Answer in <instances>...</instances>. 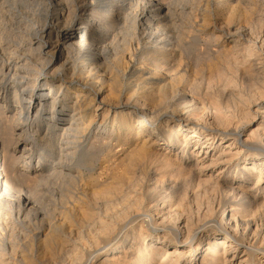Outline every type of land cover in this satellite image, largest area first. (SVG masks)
Returning <instances> with one entry per match:
<instances>
[{
    "label": "bare ground",
    "instance_id": "6f19581e",
    "mask_svg": "<svg viewBox=\"0 0 264 264\" xmlns=\"http://www.w3.org/2000/svg\"><path fill=\"white\" fill-rule=\"evenodd\" d=\"M154 1L0 0V209L11 224L20 216L40 221L32 230L23 225L31 240L27 247L13 240L12 231L2 234L0 264H264V246L240 247L247 239L264 243V116L247 120L251 107L217 106L204 119L175 84L183 75L178 66L188 28L176 25L172 33V23H166L169 3ZM240 31L227 36L249 53L251 40ZM215 34L218 49L223 38ZM146 94L150 103L143 100ZM258 108H264V100L252 111ZM130 133L134 160L170 163L196 186L222 190L219 202L230 211L219 221L210 219L219 231L206 233L198 226L191 231L190 220L180 215L181 202L166 191L169 180L161 183L155 175L146 191L166 197L159 216H126L120 210L102 218L104 185L91 177L100 163L95 147ZM24 183L36 188L53 183V202L37 207L36 188ZM84 201L85 217L76 223L67 219ZM132 222H144L145 232ZM135 238L140 241L134 249ZM200 239L204 252L196 262L191 252Z\"/></svg>",
    "mask_w": 264,
    "mask_h": 264
},
{
    "label": "rangeland",
    "instance_id": "374dc122",
    "mask_svg": "<svg viewBox=\"0 0 264 264\" xmlns=\"http://www.w3.org/2000/svg\"><path fill=\"white\" fill-rule=\"evenodd\" d=\"M144 1L151 2L152 0H144ZM156 1L157 2L164 1L163 2L164 4L169 3L167 5H169L168 6L169 8L171 7L170 10L172 12L169 13V16L166 19V23L168 24L169 22L170 25L172 23L171 27L172 26L173 27L171 28L169 26V28L172 30V33L173 31L175 33L177 29L180 27V25L187 26L188 28L186 31V42L188 44L185 45L184 47V51L182 52V55H181L182 60H180L179 62L180 64L178 66L179 67L178 71L183 75L179 78L178 81H176L175 84L181 92H185L187 95L190 96V98L193 100V103L196 102V108L197 110L201 112L200 114L204 117V119H208V118L210 119L211 112L213 111L214 113L216 111L215 108L217 106L221 108H225L226 110L228 109L230 111H236V109L239 107L247 111L248 108L251 107L250 108L251 113L249 115L250 118L248 117L249 119L247 120H251V118H254V116L256 118L261 117L262 115L264 116V112H263L264 108H258L259 110L257 113H254L252 111L255 108L256 103L258 102L261 103V101L264 100V0H182L181 2H178L176 0H156ZM153 3H155L154 0H153ZM170 14L172 16H170ZM175 26L177 27V29ZM213 26L219 27L221 28V30L219 28H212ZM235 29L241 30L240 32L244 34V37L248 43L251 40L252 44H250L251 43L250 42L248 45L250 48V49L248 48L250 55L247 50L243 51L241 49L244 47L243 45L240 46V44H237L238 42L235 41L236 42L235 43L233 39L228 38L227 36L228 33L231 31L233 32V30ZM215 33L220 34L221 38H223V41L221 42L222 45L218 49L217 47H214L212 43L214 40L213 36ZM168 34H171V32H169ZM229 44L230 46H232L231 49L233 50L231 49L229 50L227 48L229 47ZM244 45L246 46V42L244 43ZM194 49H196V51ZM214 50L215 51L217 50L216 53ZM239 50L242 52L239 53L240 52ZM224 51L226 54L224 53ZM245 52L247 54H245ZM232 56H236V57H232ZM236 58L237 60H235ZM214 68L215 69L221 68V69L215 70ZM113 74L115 75V72H111L110 77L114 76ZM47 80L49 79H46V81ZM115 80H116V83H115V86H116L118 83V78H115ZM231 81L234 83H232ZM106 82L107 81H105L104 85L102 86L104 89L108 88V83ZM188 97L184 100L185 103H188L189 101ZM209 99H210V102H209ZM143 100L147 103H150L151 102L150 95L148 94L144 95ZM250 100L251 102L247 103ZM234 119L237 120V117ZM108 125H109L108 123L105 125V133L110 129V125L109 126ZM132 137H133V134L130 133V135H127L125 137L122 136L121 139H119V141L117 142L112 140L110 141L111 144L103 143L104 145L102 144L100 146L95 147V154H97L96 157L98 158V161L100 163H98L95 166V169L92 172L91 177L97 181L99 180L98 182L101 185L100 187L104 185L102 187L103 189L101 188L102 193L104 195V198L101 200L102 201L101 202L102 203L101 204L102 218L106 219L107 216L111 217L113 213H117L118 211L120 212V210L121 212L126 210L124 211L126 216L135 215L136 212H137L136 214L138 213L143 214V215L151 214L152 216L154 215L159 216L160 212L158 211L160 210L161 206L166 205V203L168 202L166 197H163L164 198L163 199V198H158L156 196H148L147 191H146L149 188V183L153 182V178H154L153 175H155V177L157 178L160 177L159 180H161V183L162 181L166 183L169 180V182L172 184V185L169 184V182L167 183L168 185L166 186V189H167L166 191L167 192L169 191L170 193L172 192L173 199L176 198L175 200H178L179 202H181L180 215L190 220L191 231L195 230L197 226L198 228L200 227V229H203L206 233L219 231L218 226L215 223H212L210 219L219 221L220 217L222 216L225 217L226 213L230 211L229 207L227 206L223 207L222 204H220L219 202L220 195L221 196L223 195L222 190H219L221 192L220 193L219 191H212V189L209 186H205V185L196 186V184L194 183L195 180L193 178H191L190 176L177 174L176 169L174 168V165L170 163H164L163 161L154 162L147 158L144 159V162H142V159H141L140 160L141 163L138 160H134L133 159L134 155L132 154L135 149L132 150L133 143H134V138ZM121 140H123L124 144L120 146L118 144L120 143ZM179 141L181 143L182 139L179 138ZM189 145H191V143H189ZM180 146L181 145H178L177 151H179ZM154 148H157V146L153 145L152 149ZM128 155L130 156L129 158L131 159L128 158ZM127 163L130 165H127ZM149 163L151 165L148 166ZM157 166L160 169L162 167L163 168L160 170ZM124 170H125V173H124ZM146 171L148 173H146ZM216 171L217 170H215L213 173H216ZM162 172L164 173L162 174ZM170 173H171V176H170ZM220 176L226 179H230L229 173L226 175L222 173ZM170 177H173L172 180H174V182H172ZM254 180L255 179H251L250 183H253ZM157 183L160 184L159 181ZM25 184L26 183H24L23 185L31 187L33 189L36 188V187H33L32 185H29L28 183H27L28 185H25ZM110 184H113V187ZM51 186H53V183L48 184V185L47 184L41 185L38 188H36L35 190L36 193L34 196H36L35 205L37 207L39 208L43 207V205L47 204L46 203L47 200H49L50 202H53V197L52 198L50 197L51 193L53 192V187ZM198 188H200V190ZM121 190L123 191V193ZM119 191L121 192L119 193ZM106 194H108L109 197ZM115 197L116 198L118 197V198L116 199ZM106 198H109V199L113 198V199L109 200ZM104 199L105 201H103ZM57 200L55 201L56 203L59 202V200L58 201ZM90 201L91 200L88 199V202ZM116 202L118 203V205ZM136 205L137 207H135ZM88 206H89L88 203L84 201L82 204V208L80 207L81 210H79L80 208L77 207L76 210L74 209V211L70 212L71 213L70 215L68 214L67 219L70 218L72 222L73 220H75L74 221L75 223L81 221V219L85 217L87 213L86 211L89 210ZM86 207L88 210L86 209ZM206 208L209 211V212L207 211L208 214L206 212L205 213L202 212ZM0 211H1L0 237L2 236V234H4L3 236L7 235L8 231L11 234V231H12L13 240L15 241V238L17 237L16 239L18 240H16V242L18 244L19 242L20 244L23 243L22 245L27 247L31 240H29L28 237H25L24 235L25 227L26 229H29V230H32L33 228L36 229L40 225V221L38 219L27 221V218L20 216L24 219L21 218L22 220L21 219L17 220L19 221L17 222L18 225L17 223L11 224V222L8 221V216L6 215L7 213L5 212V210L0 209ZM79 216L81 217L78 218ZM58 217L60 218L59 214H57V212H53V218L58 219V221H61V219L59 220ZM134 223L132 222L131 224L133 227L134 226L135 228L141 227L142 232H145L144 227L146 224L144 222L143 223L134 222ZM262 223L264 225V221ZM137 224H139V226ZM132 226L131 228H133ZM135 230L137 229H134V231ZM114 233L116 232L111 231L110 235H113ZM123 237H121L123 239H120V240H122L124 244L125 243L127 244V242L129 241V238H127L126 239L127 241H126L125 240L126 236H123ZM139 241H140L139 239L135 240L134 242L135 244L133 246L134 249L136 246H138ZM253 241L254 240L252 239L251 240L247 239L246 242L244 241L245 245L240 246L241 249L247 250L246 246L248 245L258 246V247L264 246L263 245L264 243L260 241L258 242L257 241L253 242ZM197 242H198L197 239L195 238L192 239L193 244H196ZM199 243L200 244H198V249L193 250L191 252L192 254L191 258H193V260H195L196 262H198L202 258V255L204 252V246H205L204 241L202 242V239H200ZM106 251L107 253L110 252L109 246L106 247ZM254 264H261V263H258V262L256 263L255 261Z\"/></svg>",
    "mask_w": 264,
    "mask_h": 264
}]
</instances>
